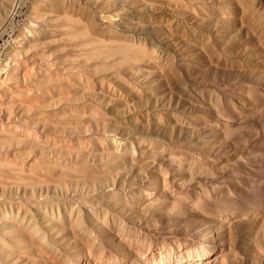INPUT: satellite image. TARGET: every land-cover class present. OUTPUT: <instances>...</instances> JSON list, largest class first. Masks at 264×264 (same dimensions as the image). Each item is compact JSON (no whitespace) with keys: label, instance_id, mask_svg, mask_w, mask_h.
Instances as JSON below:
<instances>
[{"label":"rangeland","instance_id":"1","mask_svg":"<svg viewBox=\"0 0 264 264\" xmlns=\"http://www.w3.org/2000/svg\"><path fill=\"white\" fill-rule=\"evenodd\" d=\"M0 264H264V0H0Z\"/></svg>","mask_w":264,"mask_h":264}]
</instances>
